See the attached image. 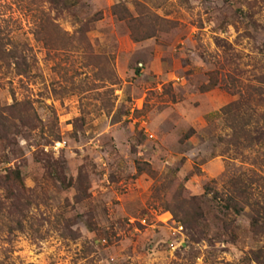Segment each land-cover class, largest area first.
Returning a JSON list of instances; mask_svg holds the SVG:
<instances>
[{
	"label": "rangeland",
	"instance_id": "374dc122",
	"mask_svg": "<svg viewBox=\"0 0 264 264\" xmlns=\"http://www.w3.org/2000/svg\"><path fill=\"white\" fill-rule=\"evenodd\" d=\"M0 28L28 67L0 71V176L25 185L0 183V264H264L219 205L243 182L264 204V0H0Z\"/></svg>",
	"mask_w": 264,
	"mask_h": 264
},
{
	"label": "trees",
	"instance_id": "16d2710c",
	"mask_svg": "<svg viewBox=\"0 0 264 264\" xmlns=\"http://www.w3.org/2000/svg\"><path fill=\"white\" fill-rule=\"evenodd\" d=\"M70 0H52L54 5H64ZM125 12V11H124ZM41 16L36 22L33 36L35 40L41 41L46 44V25L47 18L44 12H40ZM123 21H128L130 18L122 17ZM45 38V39H44ZM5 75L10 73L15 76L28 75V67L25 64V57L16 49L11 37L0 28V71ZM231 106H226L221 110V115L225 117V121L229 122L231 127L230 142L233 145L251 144L248 134L244 128L249 123V119L244 121V118L236 121L235 115H231ZM250 117V116H249ZM264 118V117H263ZM231 123V124H230ZM0 183L3 184L10 192L11 197L17 198L22 192L25 191V185L18 169L8 170L5 174L0 176ZM248 183L243 182L242 188H236L235 191L230 192L225 198L219 199V205L223 210L225 216L231 214L240 216L247 208L251 215L249 218L250 228L254 235L264 234V204L250 201V193L247 191ZM16 193V194H15ZM11 199V198H7Z\"/></svg>",
	"mask_w": 264,
	"mask_h": 264
}]
</instances>
